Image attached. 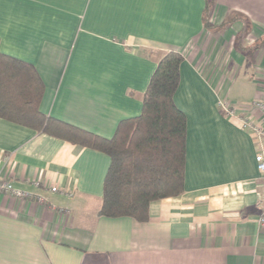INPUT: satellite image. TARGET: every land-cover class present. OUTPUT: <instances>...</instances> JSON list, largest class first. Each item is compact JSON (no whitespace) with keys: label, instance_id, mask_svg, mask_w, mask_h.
Here are the masks:
<instances>
[{"label":"crops","instance_id":"1","mask_svg":"<svg viewBox=\"0 0 264 264\" xmlns=\"http://www.w3.org/2000/svg\"><path fill=\"white\" fill-rule=\"evenodd\" d=\"M204 7L0 0V52L35 69L42 114L111 138L141 113L172 50L183 56L173 100L186 117L183 190L152 201L144 221L98 213L106 153L0 117V179L28 194L0 193V264H264L259 148L216 105L260 95L264 0H212L207 28Z\"/></svg>","mask_w":264,"mask_h":264},{"label":"trees","instance_id":"2","mask_svg":"<svg viewBox=\"0 0 264 264\" xmlns=\"http://www.w3.org/2000/svg\"><path fill=\"white\" fill-rule=\"evenodd\" d=\"M212 0H205L202 22L211 26ZM183 56L163 54L142 97L141 113L121 120L111 138L42 114V83L31 64L0 52V117L46 132L109 156L99 214L148 217L152 201L183 190L186 117L174 103Z\"/></svg>","mask_w":264,"mask_h":264},{"label":"built area","instance_id":"3","mask_svg":"<svg viewBox=\"0 0 264 264\" xmlns=\"http://www.w3.org/2000/svg\"><path fill=\"white\" fill-rule=\"evenodd\" d=\"M261 91L260 95L253 99L248 105H235L225 98L219 97L216 101L220 111L229 118H234L238 121L240 127L252 136L258 145L259 151L255 156L256 168L264 178V66L261 69ZM242 110L244 113H240ZM35 186H39L38 182H34ZM52 192L57 191V187H51ZM0 193H9L15 197L23 198L28 194L16 189L12 184L2 178L0 179ZM65 193V191H62ZM260 214L258 216V224L264 228V198L260 203Z\"/></svg>","mask_w":264,"mask_h":264}]
</instances>
